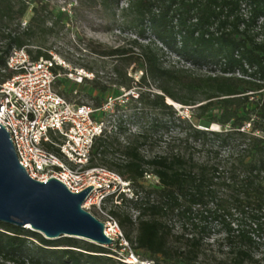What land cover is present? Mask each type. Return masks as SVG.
I'll use <instances>...</instances> for the list:
<instances>
[{
	"label": "trees",
	"instance_id": "trees-1",
	"mask_svg": "<svg viewBox=\"0 0 264 264\" xmlns=\"http://www.w3.org/2000/svg\"><path fill=\"white\" fill-rule=\"evenodd\" d=\"M77 1L107 20L120 9V23L136 37L153 36L144 44L133 40L138 51L89 45L114 61L111 80L127 92L89 158V166H103L130 183L132 196H111L102 204L117 202L108 213L123 238L152 264H264V251H258L264 247V0H127L121 7V0ZM49 13L42 0H0V81L14 74L6 68L13 48H24L31 59L51 56L41 46L29 47L37 33L52 29ZM166 51L184 64L166 65ZM82 66L95 73L82 79L105 97L109 87L99 69ZM167 99L190 108L191 119ZM128 122L138 124L136 131ZM211 123L227 129H208ZM154 145L160 150L153 152ZM145 173L157 182L148 184ZM214 232L222 234L223 260L203 257ZM114 252L0 221V264H137Z\"/></svg>",
	"mask_w": 264,
	"mask_h": 264
},
{
	"label": "built area",
	"instance_id": "built-area-1",
	"mask_svg": "<svg viewBox=\"0 0 264 264\" xmlns=\"http://www.w3.org/2000/svg\"><path fill=\"white\" fill-rule=\"evenodd\" d=\"M65 62L55 54L31 59L24 48H13L7 56L6 68L14 74L0 81V124L4 125L27 173L46 181L55 177L72 192L92 184V190L81 205L102 211L108 197L132 196L129 181L103 166H89L95 139L109 128V117L115 113L116 101L106 95L97 107L89 103L66 100L56 90V81ZM108 118H105V116ZM147 182L157 177L145 173ZM104 222L117 231V221L108 213ZM128 263L152 264L130 254Z\"/></svg>",
	"mask_w": 264,
	"mask_h": 264
},
{
	"label": "rangeland",
	"instance_id": "rangeland-1",
	"mask_svg": "<svg viewBox=\"0 0 264 264\" xmlns=\"http://www.w3.org/2000/svg\"><path fill=\"white\" fill-rule=\"evenodd\" d=\"M27 2L30 0H26ZM47 2L50 7V13L48 15L49 21L53 23L51 30H44V33H37L33 39L34 43L29 47L35 49L39 46L42 49H46L50 55L55 54L60 57L64 62L65 66L61 69V75L57 80L60 81L59 85L56 86V90L63 91V97L68 101L80 100L84 103L94 104V98L97 97L102 99L104 94H101L97 89L92 88L85 82L82 77L92 78L95 73L88 71L82 65H93L95 69H99L98 75L99 80L102 83H106L109 87L106 95H112L116 97V101L126 100L127 92L123 87H119L118 84L112 82L113 75L110 73L112 63L111 58L99 57L90 51L89 45L94 46L100 44L102 47H116L124 46L130 48L133 51H138V48L133 42L144 44L149 39H153L149 33L145 38L136 37L132 27L120 23L119 13L120 9L115 10V16L107 20L101 14L95 10H88L80 8L77 0H42ZM127 0H121L120 7L126 4ZM28 14L21 22V27L25 26L27 22ZM47 22V25H50ZM160 45V43H158ZM165 64L166 65H183L182 61H178L177 57L171 52H165ZM120 69H126L127 74L137 79L140 72H131V66L126 67L123 64H119ZM197 73H203V70H195ZM153 91H158L154 86L150 85ZM135 92V90H133ZM168 103H172L173 107L176 108L177 113L183 117L191 119V109L182 106L179 103L172 102L167 99ZM126 113H130L129 105L124 103ZM213 113H218L219 108L212 110ZM105 116V115H104ZM105 118H108L105 116ZM131 131H136L138 124L136 122H128ZM248 126V124H247ZM204 128L202 126H198ZM208 129L212 130H225L227 126H220L216 123H211ZM125 135L121 136L120 139H124ZM161 146V145H160ZM159 145H154L152 151L156 152L160 150ZM225 154V152L223 153ZM104 165V164H101ZM105 166V165H104ZM150 184L151 182H147ZM117 202H107L102 211L92 209L96 211L101 221L107 222V216L105 215L109 209L113 208ZM135 214V212H134ZM236 216L234 215L233 218ZM232 218V219H233ZM231 225L236 227L237 221L233 220ZM175 225V229H177ZM110 237L114 238V242L108 247H111L112 251H115V258L119 260H125L130 254L136 256L139 260L142 254L140 251H135L129 245V243L123 238L122 231L118 226L117 231H113L111 226L109 227ZM222 234L213 233L211 238L207 240V245L204 247L203 257L207 259L223 260L226 254V248L221 246L217 241V238L221 237ZM80 239V238H79ZM117 245H122L121 248H117ZM258 251H264V247H261ZM139 264V263H137Z\"/></svg>",
	"mask_w": 264,
	"mask_h": 264
},
{
	"label": "water",
	"instance_id": "water-1",
	"mask_svg": "<svg viewBox=\"0 0 264 264\" xmlns=\"http://www.w3.org/2000/svg\"><path fill=\"white\" fill-rule=\"evenodd\" d=\"M92 184L72 192L55 177L32 178L18 160L4 125L0 124V221L27 227L45 238L69 236L108 246L114 238L104 222L81 205Z\"/></svg>",
	"mask_w": 264,
	"mask_h": 264
},
{
	"label": "bare ground",
	"instance_id": "bare-ground-1",
	"mask_svg": "<svg viewBox=\"0 0 264 264\" xmlns=\"http://www.w3.org/2000/svg\"><path fill=\"white\" fill-rule=\"evenodd\" d=\"M171 101V100H170Z\"/></svg>",
	"mask_w": 264,
	"mask_h": 264
}]
</instances>
